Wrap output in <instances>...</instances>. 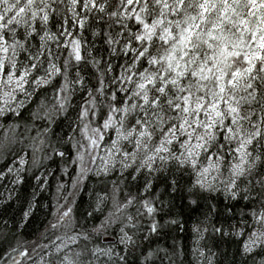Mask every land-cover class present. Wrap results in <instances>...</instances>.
I'll use <instances>...</instances> for the list:
<instances>
[{
	"label": "clouds",
	"instance_id": "1",
	"mask_svg": "<svg viewBox=\"0 0 264 264\" xmlns=\"http://www.w3.org/2000/svg\"><path fill=\"white\" fill-rule=\"evenodd\" d=\"M126 5L0 0V264H264V61L235 126L197 127L173 114L179 85L137 87L170 46L137 40Z\"/></svg>",
	"mask_w": 264,
	"mask_h": 264
},
{
	"label": "snow or ice",
	"instance_id": "2",
	"mask_svg": "<svg viewBox=\"0 0 264 264\" xmlns=\"http://www.w3.org/2000/svg\"><path fill=\"white\" fill-rule=\"evenodd\" d=\"M156 2L161 8L158 18L148 16L145 19L139 14L141 11L147 14L149 9H142L141 5L148 4L149 0H127V5L122 6L128 11H132L133 7L135 9L133 22L137 29H142V34L137 40H144L143 32H147V43L151 44L158 39L165 47L170 46L167 56L160 58V62L165 63L168 69L161 74L160 81L146 80L137 87L155 88L159 89L158 95L167 91L175 96L173 89L179 85V96L174 104L173 114L182 110L186 116L190 118L194 116L197 119V127L200 126L199 120L203 117L207 121L204 125L205 130H208L216 125L225 111H228L232 115L225 123L235 126L237 117H242L241 100L252 92L253 85L245 83L247 91L239 98L235 95V90L241 86V81L253 80L252 74L260 68L255 61H264V0H156ZM242 4L246 6L242 8ZM253 20L255 24L252 23ZM2 22L3 17L0 16V26ZM201 48L205 51L201 52ZM77 57L79 58V53ZM238 57H243L249 67L245 71L238 69L232 72L225 71L230 62ZM152 62H155V58ZM148 63L149 61L142 59L141 67H147ZM4 71L7 73V68ZM16 75L23 77V73ZM189 80L193 83L199 82V87L203 89L198 90L195 97L190 88L184 87ZM209 80L214 81L212 94H208L209 90L204 88ZM150 102L155 107L161 101ZM251 102L259 107L254 100ZM256 119V116H252V120ZM259 119L264 125V114ZM239 122L243 124L242 119ZM185 125L186 122H182L181 127ZM226 131L235 134L234 127H228ZM242 131L241 129V140ZM221 136H224V132H221ZM169 143L173 141L169 140ZM239 151L237 148V152ZM21 255L26 256L28 253L24 251ZM13 264L20 262L14 260Z\"/></svg>",
	"mask_w": 264,
	"mask_h": 264
}]
</instances>
